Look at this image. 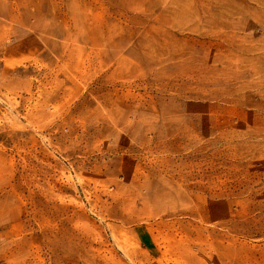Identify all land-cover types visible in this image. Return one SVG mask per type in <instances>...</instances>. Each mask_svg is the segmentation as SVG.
I'll return each instance as SVG.
<instances>
[{
    "label": "rangeland",
    "instance_id": "obj_1",
    "mask_svg": "<svg viewBox=\"0 0 264 264\" xmlns=\"http://www.w3.org/2000/svg\"><path fill=\"white\" fill-rule=\"evenodd\" d=\"M0 264H264V0H0Z\"/></svg>",
    "mask_w": 264,
    "mask_h": 264
}]
</instances>
